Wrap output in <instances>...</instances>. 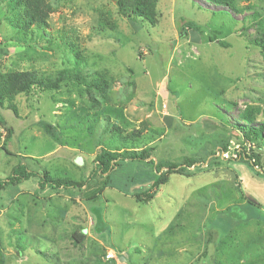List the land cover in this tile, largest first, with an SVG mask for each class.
Returning a JSON list of instances; mask_svg holds the SVG:
<instances>
[{
    "label": "rangeland",
    "instance_id": "1",
    "mask_svg": "<svg viewBox=\"0 0 264 264\" xmlns=\"http://www.w3.org/2000/svg\"><path fill=\"white\" fill-rule=\"evenodd\" d=\"M47 1L53 13L40 39L23 37L18 12L0 0V74L54 81L74 67L71 42L85 58L82 76L108 80L109 101L70 75L59 91L17 96V116L0 105V179L23 164L88 182L41 189L35 177L2 191L0 264H264V136L243 119L260 108L253 127L264 128V52L252 45L264 33V0H237L240 13L157 0L156 27L112 0ZM102 15L115 28L102 30ZM42 121L57 127L56 139ZM137 131L139 139L122 140ZM250 132L257 143L244 139ZM146 147L155 164L126 161L109 178L90 177L101 151ZM158 163L183 165V175L139 203L166 171Z\"/></svg>",
    "mask_w": 264,
    "mask_h": 264
},
{
    "label": "trees",
    "instance_id": "2",
    "mask_svg": "<svg viewBox=\"0 0 264 264\" xmlns=\"http://www.w3.org/2000/svg\"><path fill=\"white\" fill-rule=\"evenodd\" d=\"M11 5V9L14 12H18L15 17L17 23V30L23 37L28 35H37L38 38L43 39L46 29L49 25L50 15L53 13V8L47 0H7ZM115 1L116 6L122 15L129 17L135 23L148 24L151 27H156L158 24V11H157V0H112ZM211 5L218 7H226L233 10L236 13L242 12V9L239 8L237 0H205ZM182 30L188 27L194 32L200 33V29L191 22L182 21ZM100 28L105 30L106 28L113 29L116 24H110L102 15V18L99 21ZM184 33V32H183ZM252 45L257 46L264 52V33L259 38L255 40V43ZM73 52L72 60H69V63L73 64V68L69 72L64 70L60 72L57 78L53 81L51 78L40 77L36 72H8L0 74V105L10 109L17 116L18 108L14 104V100L19 95H29L32 90L39 89L42 91H59L62 89V83L68 80L69 76L79 81L80 83L86 86L87 92H94V90L100 94L104 103L109 101L108 90L110 89V84L108 80L103 75H97L96 77H90L86 79L82 76L80 72V67L83 66L85 58L78 51V46H75L73 43H68L66 45ZM7 102V106H5ZM96 102H94L95 104ZM100 105L97 103L92 105L91 108L98 109ZM262 110L260 108H247L243 113V119H245L250 125L252 131H261L262 136H264V128L260 126L259 128H254L253 124L256 121L258 115H260ZM97 117V115H96ZM40 126L43 131L50 136L52 139L57 138V127L48 124L46 122H40ZM243 128V127H242ZM244 129V128H243ZM241 128H239L242 133ZM257 133V132H256ZM253 133H243L244 139L248 141L258 142L257 134ZM143 133L141 131L133 132L129 134V138L124 137L122 140L127 142L128 140L139 139ZM249 135V136H248ZM11 136H9L10 138ZM263 138V137H262ZM225 150V148H224ZM153 147H146L142 150H135L132 148H123L122 150L114 148L113 150H103L101 151L93 160L95 167L97 168L90 177H95L97 174L109 178L113 174L117 167L120 166L123 162H148L155 164L153 161ZM239 160H246L249 163L252 160L244 155L243 152H238ZM237 159V158H236ZM191 166H195L197 161L194 159L187 160ZM237 161V160H236ZM167 164V165H166ZM166 164H156L157 172H160V169H165L162 174H160L159 179L154 183L153 190L149 193L141 195V197H136L137 201L140 202H149L152 201L155 197L156 192L159 189V186L164 185L169 180V175L176 173L178 175H183L184 166L183 165H170ZM253 164V163H252ZM186 167V166H185ZM197 168V167H196ZM197 171V169L195 170ZM35 177H39V187L41 189L51 188L53 190H68V189H82L88 182H79L69 178H54L50 175L48 171H44L42 174L32 172L28 169L27 166L19 164L16 166L12 174L5 178L0 179V193L4 191L9 186H18L24 181H28ZM78 232L73 235V238L77 242L81 241L84 236H78Z\"/></svg>",
    "mask_w": 264,
    "mask_h": 264
},
{
    "label": "built area",
    "instance_id": "3",
    "mask_svg": "<svg viewBox=\"0 0 264 264\" xmlns=\"http://www.w3.org/2000/svg\"><path fill=\"white\" fill-rule=\"evenodd\" d=\"M114 257V255L110 252V253H108V255H107V259H112Z\"/></svg>",
    "mask_w": 264,
    "mask_h": 264
}]
</instances>
